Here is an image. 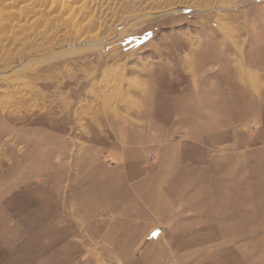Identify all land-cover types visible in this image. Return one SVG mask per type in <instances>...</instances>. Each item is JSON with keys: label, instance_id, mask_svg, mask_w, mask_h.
I'll use <instances>...</instances> for the list:
<instances>
[{"label": "rangeland", "instance_id": "obj_1", "mask_svg": "<svg viewBox=\"0 0 264 264\" xmlns=\"http://www.w3.org/2000/svg\"><path fill=\"white\" fill-rule=\"evenodd\" d=\"M0 264H264V0H0Z\"/></svg>", "mask_w": 264, "mask_h": 264}, {"label": "bare ground", "instance_id": "obj_2", "mask_svg": "<svg viewBox=\"0 0 264 264\" xmlns=\"http://www.w3.org/2000/svg\"><path fill=\"white\" fill-rule=\"evenodd\" d=\"M127 10V9H126Z\"/></svg>", "mask_w": 264, "mask_h": 264}]
</instances>
